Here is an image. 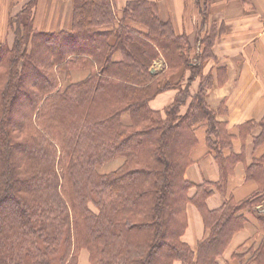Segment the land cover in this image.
Masks as SVG:
<instances>
[{"label": "trees", "instance_id": "obj_1", "mask_svg": "<svg viewBox=\"0 0 264 264\" xmlns=\"http://www.w3.org/2000/svg\"><path fill=\"white\" fill-rule=\"evenodd\" d=\"M12 31V46L0 44V264H78L82 249L90 264H219L247 225L255 231L232 261L264 264V154L245 169L253 194L207 204L215 190L226 197L238 162L227 153L234 132L206 101L215 35L191 57L149 0L120 14L113 0H74L70 32H37L27 12ZM169 90L173 102L152 109ZM202 125L220 177L194 184L185 171ZM256 126L264 120L239 130ZM263 140L264 130L255 146ZM190 205L205 230L195 247L183 240Z\"/></svg>", "mask_w": 264, "mask_h": 264}, {"label": "crops", "instance_id": "obj_2", "mask_svg": "<svg viewBox=\"0 0 264 264\" xmlns=\"http://www.w3.org/2000/svg\"><path fill=\"white\" fill-rule=\"evenodd\" d=\"M129 1L113 0L118 14ZM149 1L156 3L159 17L172 24L175 34L187 36L193 51H202L201 40L207 32L208 35H215L213 56L203 62L204 74H211L213 78L206 101L217 112V120L226 123L227 129L234 132L233 148L227 153L237 156L238 162L227 182L226 197L215 190L207 204L210 209H215L227 198L243 200L258 188L254 181L245 179V169L264 154V140L255 146V139L261 136L264 127L256 126L248 131L244 127L242 134L239 130L249 122L260 123L264 120V0ZM26 12L37 32H70L74 0H0V44L12 46V24ZM186 13L189 14L191 26L188 32L185 29ZM84 73L77 71L75 77L78 79ZM198 80L193 83L194 89ZM176 93L175 90L160 93L151 101V108L164 109L173 102ZM123 121L128 123V116H124ZM205 137V129L197 131L194 161L185 171V178L194 184L218 182L220 177L219 167L215 157L208 152ZM190 194L193 195L194 190ZM188 216L189 226L183 240L195 247L204 238L205 230L201 215L194 206L188 207ZM254 231L253 226L247 225L237 233L219 264H234L233 254L240 252L239 248L247 247ZM174 264L181 262L175 261Z\"/></svg>", "mask_w": 264, "mask_h": 264}, {"label": "rangeland", "instance_id": "obj_3", "mask_svg": "<svg viewBox=\"0 0 264 264\" xmlns=\"http://www.w3.org/2000/svg\"><path fill=\"white\" fill-rule=\"evenodd\" d=\"M201 11V10H200ZM186 16H187V19H186V22H187V25L185 26V29H186V31L188 32L189 30H190V24H189V14H187L186 13ZM177 35V34H176ZM201 35V34H200ZM179 36H181V35H179ZM186 36V35H185ZM186 38H187V36H186ZM202 47V46H201ZM190 55H191V57H193V58H196L197 56H198V50H195V51H193L192 49H191V51H190ZM154 70H157V71H160V74L162 75V74H164L165 73V71H166V64H165V58L163 57V56H161L160 58H158V59H156L155 61H154V66H153V72H154ZM189 74H185L184 76H185V80L187 79V76H188ZM179 77H180V75H179ZM178 79V78H177ZM175 80H176V78H175ZM32 81V80H31ZM177 81V80H176ZM27 85V84H26ZM28 85H30V81H29V83H28ZM196 89H194L193 88V84H192V91H195ZM19 109V107L18 108H15V110L17 111ZM161 110H163V108H161ZM206 128V126L205 125H202L201 127L199 126L196 130L198 131V130H200V129H205ZM260 210H261V212H263L264 211V203H263V205L261 206V208H259ZM2 211H3V209H2ZM192 211V210H191ZM191 211H189V213H190V216H191ZM195 225V224H194ZM193 228H194V226H193ZM260 236V235H259ZM261 237V236H260ZM260 239V238H259ZM167 240V239H166ZM78 258H79V264H89V262H88V251L86 250V249H82L81 251H80V253H79V256H78Z\"/></svg>", "mask_w": 264, "mask_h": 264}]
</instances>
